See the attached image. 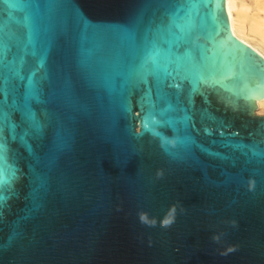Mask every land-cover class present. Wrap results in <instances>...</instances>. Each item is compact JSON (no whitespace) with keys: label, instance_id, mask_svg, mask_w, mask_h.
Masks as SVG:
<instances>
[{"label":"water","instance_id":"95a60500","mask_svg":"<svg viewBox=\"0 0 264 264\" xmlns=\"http://www.w3.org/2000/svg\"><path fill=\"white\" fill-rule=\"evenodd\" d=\"M260 95L225 0H0V264H264Z\"/></svg>","mask_w":264,"mask_h":264},{"label":"bare ground","instance_id":"6f19581e","mask_svg":"<svg viewBox=\"0 0 264 264\" xmlns=\"http://www.w3.org/2000/svg\"><path fill=\"white\" fill-rule=\"evenodd\" d=\"M232 34L264 57V0H225ZM264 114V95L252 97Z\"/></svg>","mask_w":264,"mask_h":264}]
</instances>
